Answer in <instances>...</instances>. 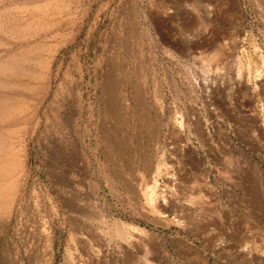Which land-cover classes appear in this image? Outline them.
<instances>
[{
	"label": "rangeland",
	"instance_id": "1",
	"mask_svg": "<svg viewBox=\"0 0 264 264\" xmlns=\"http://www.w3.org/2000/svg\"><path fill=\"white\" fill-rule=\"evenodd\" d=\"M263 72L264 0H0V264H264Z\"/></svg>",
	"mask_w": 264,
	"mask_h": 264
},
{
	"label": "bare ground",
	"instance_id": "2",
	"mask_svg": "<svg viewBox=\"0 0 264 264\" xmlns=\"http://www.w3.org/2000/svg\"><path fill=\"white\" fill-rule=\"evenodd\" d=\"M66 6V5H65ZM49 11V10H48ZM56 15V14H55ZM43 22H45V21H43ZM44 24H46V23H44ZM49 24V23H48ZM40 25V24H39ZM47 25V24H46ZM244 41V40H243ZM242 40H241V43H244ZM239 42H240V40H239ZM235 44H237L236 42H235ZM234 45H232V47H233ZM234 48H235V46H234ZM214 49V48H213ZM220 49V48H219ZM261 52V51H260ZM243 53V52H242ZM244 54V53H243ZM261 54V53H260ZM262 57V55H260V58ZM226 59V56L224 55V53H223V51L221 50H213L212 51V54L211 55H209V57H208V59H207V61L209 62V63H214V62H218V61H220V60H225ZM262 59V58H261ZM241 62V61H240ZM220 64V63H219ZM217 69V68H216ZM218 70V69H217ZM215 71V70H214ZM219 71V70H218ZM239 71V70H238ZM259 71H261L260 69H259ZM243 72V71H242ZM241 72V73H242ZM240 73V72H239ZM262 71L260 72V74H259V72H258V79L260 78V76H262ZM264 73V72H263ZM243 74V73H242ZM263 77V76H262ZM261 77V78H262ZM212 83H216V82H212ZM212 83H211V85L209 84V83H205V87H207V89H209V87L210 86H212ZM207 85V86H206ZM106 86V85H105ZM208 92H209V90H208ZM211 92V91H210ZM139 94V93H138ZM113 95V94H112ZM211 97V96H210ZM139 97H137V101L139 102V104L142 106V104L143 103H141L140 102V100L138 99ZM114 99V98H113ZM210 101V100H209ZM110 109H111V111H112V116H115L117 113H118V110H119V108H118V106H116V104H111V106H110ZM117 116V115H116ZM177 118H179V117H177ZM175 121V127L179 130V132L181 133L182 132V123L183 122H181V121H179V119H176V120H174ZM11 138V137H10ZM5 166V165H4ZM170 167V166H169ZM1 168V167H0ZM2 169H4V168H2ZM174 171V170H173ZM162 176V175H161ZM9 177V176H8ZM163 177H165V178H167V179H169L170 180V183H172V182H174V180L176 179L175 177H174V175L173 174H171V173H169V171L168 170H165L164 171V174H163ZM3 183V182H2ZM151 183H152V181H149L146 185H145V188L143 189V195H144V199L142 198L143 196H141V204H142V207L143 208H154L155 210L157 209L158 210V212H160V198H162V202H163V204L164 203H166V202H168V198H170L167 194L165 195L164 194V190H162L161 188H160V184L158 183V182H155L154 184H155V186H154V188H153V186H151ZM1 186V185H0ZM2 187V186H1ZM18 188V183L16 182V181H12V182H10V183H8L7 185H6V187L4 188V193H5V196L7 197V201H11V196L15 193L14 192V190H16ZM14 192V193H13ZM166 192V191H165ZM15 195V194H14ZM5 199V198H4ZM13 202V201H12ZM8 207V206H7ZM117 231L119 232V234L121 235V238L122 237H127V234H128V232H127V230H129V229H127V227H126V225H124V224H117ZM131 230V229H130ZM131 232H132V230H131ZM134 234V233H133ZM133 236V235H132ZM130 239V238H129ZM144 241V240H143Z\"/></svg>",
	"mask_w": 264,
	"mask_h": 264
},
{
	"label": "crops",
	"instance_id": "3",
	"mask_svg": "<svg viewBox=\"0 0 264 264\" xmlns=\"http://www.w3.org/2000/svg\"><path fill=\"white\" fill-rule=\"evenodd\" d=\"M175 219H177V217H175Z\"/></svg>",
	"mask_w": 264,
	"mask_h": 264
}]
</instances>
